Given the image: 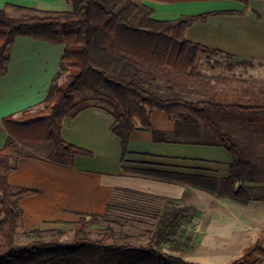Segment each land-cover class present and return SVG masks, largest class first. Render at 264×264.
<instances>
[{
	"label": "trees",
	"instance_id": "1",
	"mask_svg": "<svg viewBox=\"0 0 264 264\" xmlns=\"http://www.w3.org/2000/svg\"><path fill=\"white\" fill-rule=\"evenodd\" d=\"M67 1L72 5L67 11L21 8L22 14L12 15L0 8V76L7 71L8 51L16 36L64 45L41 104L2 119L8 137L0 148V264H206L183 257L193 247L188 224L200 214L199 209L184 204L182 198H161L127 188L114 189L103 214L79 213L69 239L68 231L62 229L20 232L23 212L19 203L36 191L9 184L8 176L17 169L20 157H38L25 144L44 142L61 156H90V151L62 138L61 126L66 116L82 108L102 106L85 103L92 94L106 93L112 100V109L105 108L115 117L113 132L122 153L136 130L149 131L154 140L169 141L150 123L151 111L159 110L174 122L173 134L202 130L215 136L203 143L219 145L231 155L224 186L236 199L249 189L245 184L264 179V98L215 99V93L193 97V89L186 88L196 77L201 54L231 60L221 50L184 38L187 27L221 12L158 20L146 1L167 0ZM236 66L249 64L233 62L229 69ZM82 92L91 96L76 101ZM207 93L211 92H202ZM205 187L215 193L208 184ZM137 196L163 200L152 214L154 223L145 232V243L139 245L119 241L114 228L134 222L116 211L122 208V199ZM94 225L101 226L96 237L88 229ZM17 237L24 241L17 242ZM263 254V240L257 238L228 264H256Z\"/></svg>",
	"mask_w": 264,
	"mask_h": 264
},
{
	"label": "crops",
	"instance_id": "2",
	"mask_svg": "<svg viewBox=\"0 0 264 264\" xmlns=\"http://www.w3.org/2000/svg\"><path fill=\"white\" fill-rule=\"evenodd\" d=\"M146 3L158 20L221 12L187 27L184 38L229 54L230 61L216 56L221 59L217 64L226 67L231 75L235 73L234 69L241 68L236 74L246 73L249 69L260 76L258 86L243 78L230 83L219 80L215 84V99L264 98V70L263 75L261 73L264 69V1L249 0L247 4L235 0ZM0 8H6L9 14L20 15L24 12L21 8L67 11L72 5L67 0H0ZM63 51V44L27 36L15 37L8 51L7 71L0 76V148L8 137L2 119L41 104ZM233 62L249 64V67L236 66L230 70L229 65ZM149 119L152 127L165 133L169 141L154 140L149 131L136 130L122 153L120 140L113 132L115 117L106 108L92 105L73 116H66L61 126L62 138L90 151L91 155H75L60 162L44 155L19 158L17 169L8 176L9 184L36 191L19 203L23 212L20 232L34 228L69 231L74 228L79 213L103 214L118 187L161 198H182L184 204L193 206L197 201H214L215 214L211 217L215 218V241L204 243L211 250L214 248L212 252L242 254L257 238H262L264 246V222L261 223L264 221V179L245 184L249 189L242 199H236L225 190L224 180L232 158L223 147L176 139L172 133L175 124L162 111H151ZM208 183L215 184V193L205 187ZM229 206L234 211H230ZM236 206H239L238 211ZM199 210L198 216H202V210ZM196 237L195 246L204 242L202 230ZM260 259L256 264H264V254Z\"/></svg>",
	"mask_w": 264,
	"mask_h": 264
},
{
	"label": "rangeland",
	"instance_id": "3",
	"mask_svg": "<svg viewBox=\"0 0 264 264\" xmlns=\"http://www.w3.org/2000/svg\"><path fill=\"white\" fill-rule=\"evenodd\" d=\"M221 61L216 55H207L201 54L197 63H196V77L192 83H190L186 88L190 90V87L193 89L195 93H193V97H198L204 95L206 97H210V94L215 93V84L219 80H224L225 82L239 81V79L243 78L244 80L249 81L250 83H254L256 86L259 85V75H254L249 69H247L246 73H239L242 69L236 68L234 74L231 75L230 71L226 67H223L218 63ZM232 70V69H231ZM248 70L250 73H248ZM263 70L261 73L263 75ZM260 72V71H257ZM260 73V74H261ZM262 78V76H261ZM248 85V84H247ZM246 85V86H247ZM264 88V87H263ZM203 91L211 92L207 94H202ZM190 92L191 91H186ZM91 94L87 92H82L76 98L80 100L83 97H90ZM93 98H89V100L85 99V103H96L102 105L104 108L112 109L113 102L106 95V93H101V95H93ZM192 97V96H191ZM176 139H191L196 141H207L215 139V136L212 133H204L200 131L196 134L192 135H184V134H175ZM26 149L35 155H49L59 160H66L67 157L70 156H61L57 153H53L50 151V147L47 143L40 142L34 144H25ZM209 187H212L215 190V184L208 183ZM238 200L242 198H237ZM163 200L154 199L148 196H137L135 198L125 197L121 200V206L119 210L116 211L117 214L121 216H126L128 218L135 219L133 223H125L123 226H115V237L122 242H130L133 244H144L146 241V234L148 230H150L153 226V212H155L158 208V204H160ZM195 206L202 210V216L194 217L191 222L188 224V228L192 234V244L194 245L193 250L183 254V257L190 261L201 262L206 264H228L232 258H236L240 253H215L214 248L207 247L204 243L214 242L215 241V218L211 217L215 214V202L214 201H205L200 202L197 201ZM229 210L232 211V207L229 206ZM239 206H236V210ZM242 210V209H241ZM234 211V209H233ZM238 211V210H237ZM264 215V214H263ZM262 221L261 223H263ZM220 224V222H219ZM225 224V223H221ZM230 224V223H229ZM89 231L91 236L96 237L101 232V226H90ZM203 231L204 234V242L198 243L196 246V235ZM72 235V229L66 233V238L69 239ZM24 240L21 237H17V242H23ZM260 259V256H259ZM261 260V259H260ZM259 260V262H260Z\"/></svg>",
	"mask_w": 264,
	"mask_h": 264
}]
</instances>
